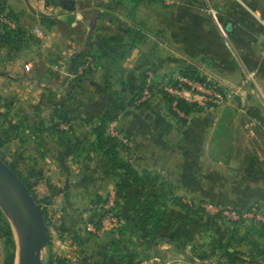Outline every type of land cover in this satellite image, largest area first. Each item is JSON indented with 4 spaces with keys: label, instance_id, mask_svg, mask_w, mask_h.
Here are the masks:
<instances>
[{
    "label": "crops",
    "instance_id": "0c3cea01",
    "mask_svg": "<svg viewBox=\"0 0 264 264\" xmlns=\"http://www.w3.org/2000/svg\"><path fill=\"white\" fill-rule=\"evenodd\" d=\"M61 2L63 6L56 7L47 6L46 0H0V16L13 14L16 24L41 34L39 47L3 54L7 70L2 72H38L21 76L35 84L32 110L38 113L62 101L75 118L76 132L63 146L48 133L35 137L43 141L35 148L37 165H46L53 174L43 179L51 196L48 255L68 257L72 264H116L119 253L110 246L113 232L106 228L95 234L91 229L99 217L93 199L111 190L115 211L128 219L133 213L131 191H152L154 183L130 185L128 198L118 200L115 186L124 177L111 172L95 153L74 158L76 145L88 146L93 141V121L116 106L122 110L111 129L125 161L138 171L169 180L189 204H232L228 196L232 189H246L258 181L242 166L236 169L230 164L234 155L230 152L237 137L245 141L255 137L253 126L264 134V0H147L136 7L125 0L107 7L101 2L109 0ZM94 15L96 25L88 38ZM42 16L49 20L43 22ZM107 36L112 37L110 59L97 60L90 74L74 81L75 75L68 73L72 59L84 50L95 53ZM183 68L197 70L235 99L220 105L197 103L201 109L191 113L181 110L178 102L170 105L162 94L140 106H128L145 72L168 80L179 77ZM50 92L56 97L51 98ZM189 96L183 93L187 101ZM30 121L39 126L41 119L35 116ZM221 141L226 145L222 157L225 154L228 161L217 154ZM259 143L263 164L264 144ZM258 183L256 204L264 203V180ZM127 246L126 242L123 249L129 253ZM166 255L167 246L160 244L141 264H166Z\"/></svg>",
    "mask_w": 264,
    "mask_h": 264
},
{
    "label": "trees",
    "instance_id": "16d2710c",
    "mask_svg": "<svg viewBox=\"0 0 264 264\" xmlns=\"http://www.w3.org/2000/svg\"><path fill=\"white\" fill-rule=\"evenodd\" d=\"M61 1L66 0H46V5L62 7L63 3ZM125 1L126 3L136 7L140 5V3L147 0ZM114 2L115 0H109V2L106 4L101 2V5L107 7L109 5H112ZM1 16L11 18L15 21L17 20L16 16L13 14H4ZM100 16H103V14H101ZM41 20L43 22H46L49 19L46 16H42ZM60 27H63V29H65L62 25H60ZM37 40H39V38H37L36 35L25 26L16 24L15 27H10L7 23L0 22V48L7 49L9 53L29 50ZM111 40L112 37H105L103 43L101 45H98L97 51L95 53L84 50L75 55L71 63V73L75 75L74 81H79L81 78H84L86 75L90 74V71L93 67L92 64L94 65L97 60L99 61L110 59L112 49L110 44ZM90 58L91 61L89 60ZM85 64H89V66L85 68L81 74H78L79 68L81 66H84ZM50 73L59 79L57 73ZM180 73L181 75L190 77L194 80H209L208 77L201 75L200 72L194 69L183 68ZM146 77L147 72H145L143 75L142 83L138 92H136L129 98L128 106H140L146 102L140 101L144 90ZM162 81L174 85L177 84L176 78H171L168 80L166 79ZM159 93L166 97L170 105L174 101L173 97L168 96L163 91ZM50 97H56V93L50 92ZM119 97L120 99L124 100L126 98V96H124L123 94H119ZM177 105L186 113L199 111L201 109L197 105V103L189 102L184 98H180ZM49 108L50 115L47 119H42L40 121V125L38 128L35 126L36 124H31L29 125V127H24V124H27V121L24 119V121H21V123L12 124L13 126L10 125V129L15 130L17 137H19L20 132L26 133L29 131L33 134H40L44 132L56 138V141L59 145L63 146L67 144L68 140L71 139L76 132L74 128L75 118L73 117L66 102H52L49 105ZM169 108L171 111V106H169ZM121 110L122 109L113 106L111 110L101 114L93 121V141L88 146L80 145V143L77 144L75 148L74 158L79 155L82 156V153H86L87 157H89L91 153H95L106 162V165L111 172H119L124 177V181L115 186L116 196L118 200H124L128 198L130 193V185L143 187L146 186L149 182L154 183L152 191H131L129 201L133 210L132 216L128 219H125L118 215L120 226L117 230V234L113 233L115 235V238L110 242V246L119 253L116 264H141L144 259H147L152 255L153 248L158 247V245H160V242L172 243L178 248L183 247L184 242L180 240L177 235L171 236L166 233V226H169L168 222H170L171 219V205L179 206L180 208H186L187 210L192 211L195 214H201V212L198 210H194L191 206H187V204H185L181 200V197L176 196L174 194V186L169 180L165 179L160 174L153 175L149 172L138 171L132 166L130 162L125 161L120 156L118 149L120 141L110 132V124L118 118ZM249 112L253 117L261 119V117L256 115L252 110H249ZM175 114L176 113L174 112V115ZM63 125L66 126V129L62 128ZM9 166L18 174V176L23 180L31 193L37 199V201L41 205L47 225H49V212L46 206L51 203V196H47L46 198H43L41 200L38 199L35 188L37 182L31 183L28 178L23 176L16 169L15 166L10 164ZM255 166H262V163L259 161V159L253 158L250 161V166H248L246 169V173L253 175L257 179L264 180V169H261L260 167V169H255L253 168ZM110 193L111 190H108L105 193H99L93 199V207H95L97 209V212L99 213L98 219L94 222L97 228L101 227V219L110 210H116V204L114 207L109 206ZM43 202L44 206H42ZM0 219L1 229L5 238L4 264H15L17 244L13 229L1 210ZM126 242L128 244L127 249L129 250V253L125 252L123 249V246ZM145 249L147 252H143V250ZM262 254H264V248ZM225 258L228 264H243L246 262V258H244L239 251L227 250L225 253ZM203 259L206 260V257L204 256ZM49 260L50 264H72L70 258L52 253L49 256Z\"/></svg>",
    "mask_w": 264,
    "mask_h": 264
},
{
    "label": "rangeland",
    "instance_id": "374dc122",
    "mask_svg": "<svg viewBox=\"0 0 264 264\" xmlns=\"http://www.w3.org/2000/svg\"><path fill=\"white\" fill-rule=\"evenodd\" d=\"M34 32L37 38L41 37L38 29ZM39 45L40 43L37 40L33 44V47H39ZM6 52L7 49L0 48V158L8 165L15 166L31 183L37 182L35 187L36 194L38 199L41 200L46 198L48 194V188L43 179H46L47 176H53L46 165H41L42 169L40 165H37L38 150H35V148L43 145V141L35 138L37 134L29 131L26 133L20 132L19 137H17L15 130L10 129V125L21 123L25 119L27 124H24V127H29L32 123L30 119H34L35 116H38L41 120L47 119L50 115V108L47 106L43 110L40 108L38 113H35L36 110H32L31 108V102L37 99V95L32 93L35 91V84L25 82L27 78L24 79L21 76H35L38 72H2L3 70H7L2 59L3 54ZM40 52H37L36 55H39ZM27 56L30 57L28 54ZM234 99L233 93H230L227 101H233ZM253 128L255 130V137L253 139L248 138L245 141L243 137H241L242 139L237 137L232 144L234 147H232V152L230 153L234 155H231L233 156L231 158L233 160L230 164L236 169L242 166L245 170L250 166L251 159H259L258 151L261 149L259 142L264 144V134L259 131L256 125ZM48 142L45 141V147ZM220 144H223V142L221 141ZM225 146L224 144L221 145L217 154L219 155L220 153V158L223 161H228L227 158L225 160V154L222 157L223 149L226 148ZM227 151H229L228 148ZM243 159L244 162H241ZM259 167L264 169V163L262 166H255L253 168L258 169ZM39 170L42 173L38 172ZM234 175H236L235 172H233ZM247 175L252 176L258 181L260 180L251 174ZM258 181L248 185L246 189H232L230 191L231 196L228 194L229 200L232 203L229 205L212 202H201L194 205L183 201L187 206L200 211L201 214H195L186 208L171 205V219L168 222L169 226H166V233L171 236L177 235L184 242V245L182 248H178L172 243L160 242L162 246H167L166 264H228L225 258L227 250L239 251L246 258V262L243 264H262L264 262V254H262L264 248V203L261 201L257 204L255 203L258 202L255 201L256 195L261 191ZM234 183L236 182L233 181ZM14 193L12 188L0 181V210L11 224L14 236L16 237L14 229H18L19 227L20 232H22L21 230L24 225L17 220L18 218L15 214ZM174 194L181 197L182 200V194L179 192L175 193V191ZM210 204L231 210L236 215L228 217L221 212H214L211 210ZM42 206H44V202ZM48 207L46 206V208ZM49 210L51 209L49 208ZM19 234L21 238V233ZM42 254L43 261L46 263L49 256L47 246L43 249ZM204 256L206 260L203 259ZM4 258L5 238L1 229L0 219V264H4Z\"/></svg>",
    "mask_w": 264,
    "mask_h": 264
},
{
    "label": "built area",
    "instance_id": "2783aa9c",
    "mask_svg": "<svg viewBox=\"0 0 264 264\" xmlns=\"http://www.w3.org/2000/svg\"><path fill=\"white\" fill-rule=\"evenodd\" d=\"M170 1V0H164ZM0 22L7 23L10 27H15L16 22L11 18H7L5 16H0ZM91 61V58L89 59ZM89 64H85L79 68L78 74H81L85 68H87ZM93 66V64H92ZM70 74V73H69ZM72 75V74H70ZM73 76V75H72ZM177 84L167 83L158 79L152 71L147 72L146 82L144 86V90L142 93V97L140 101H148L155 94H160L159 92L163 91L170 97L174 98V102H178L180 98H183L184 92H189L190 96L188 97V101L200 103V105L208 106V105H220L226 102L229 95L220 89L219 85L213 81H201L194 80L190 77L180 75L176 78ZM194 97H198V100H195ZM113 122L110 124V130L113 135L114 130L111 129L113 127ZM109 206L114 207V200H109ZM211 206V207H210ZM210 208L214 212H221L225 216L232 217L236 214L231 210L220 208L217 206H212L210 204ZM120 226V220L118 214L115 210H110L102 219H101V227L97 228L94 224H92V231L96 233H102L104 229L109 228L113 233L117 234V230Z\"/></svg>",
    "mask_w": 264,
    "mask_h": 264
},
{
    "label": "water",
    "instance_id": "95a60500",
    "mask_svg": "<svg viewBox=\"0 0 264 264\" xmlns=\"http://www.w3.org/2000/svg\"><path fill=\"white\" fill-rule=\"evenodd\" d=\"M96 21L94 15L90 21L88 38L91 37ZM68 71L71 73V66ZM0 181L14 190L24 208L21 245L15 237L17 244L15 264H48L44 263L42 252L49 243V229L41 205L18 174L1 158Z\"/></svg>",
    "mask_w": 264,
    "mask_h": 264
},
{
    "label": "bare ground",
    "instance_id": "6f19581e",
    "mask_svg": "<svg viewBox=\"0 0 264 264\" xmlns=\"http://www.w3.org/2000/svg\"><path fill=\"white\" fill-rule=\"evenodd\" d=\"M4 189V188H3ZM4 192V191H3ZM4 194H6V193H4ZM3 196V195H2ZM7 197V196H6ZM5 199V198H4ZM5 202H7V201H5ZM10 203V202H9ZM9 205H11V204H9ZM14 207H15V211H16V215H17V220H19L20 222H21V224H23L24 225V223H23V217H24V208H23V206L21 205V203L19 202V199H18V197L16 196V194L14 193ZM12 208V207H11ZM13 210V209H12ZM11 210V211H12ZM8 211V210H7ZM13 212V211H12ZM11 214V213H10ZM21 216V217H20ZM20 217V218H19ZM19 222V223H20ZM15 226V225H14ZM21 226V225H20ZM14 231H15V233H16V238H17V240H18V243L19 244H21V238H20V234L19 233H21L20 232V229H19V227H18V229L17 228H15L14 229Z\"/></svg>",
    "mask_w": 264,
    "mask_h": 264
}]
</instances>
